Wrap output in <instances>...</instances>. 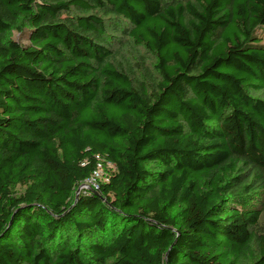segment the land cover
<instances>
[{
  "label": "trees",
  "instance_id": "trees-1",
  "mask_svg": "<svg viewBox=\"0 0 264 264\" xmlns=\"http://www.w3.org/2000/svg\"><path fill=\"white\" fill-rule=\"evenodd\" d=\"M263 29L264 0H0V264H264Z\"/></svg>",
  "mask_w": 264,
  "mask_h": 264
},
{
  "label": "rangeland",
  "instance_id": "rangeland-1",
  "mask_svg": "<svg viewBox=\"0 0 264 264\" xmlns=\"http://www.w3.org/2000/svg\"><path fill=\"white\" fill-rule=\"evenodd\" d=\"M125 24L126 23H121L116 20H109L108 23L107 38L112 44L113 50L118 51L119 55L122 57L121 58L118 56V60L125 63L129 62L133 66L137 67L138 69L136 72L141 81L149 83L151 78L160 79L154 67L156 64L155 58L150 55L144 47L131 45V41L127 37H123L122 34H117L114 32L113 28H121L125 26ZM258 36L264 39V29L258 32ZM12 39L21 44H27V34L14 33ZM258 97L264 99V92ZM105 171L107 170H104V173L106 174ZM80 186L76 188V191L80 188Z\"/></svg>",
  "mask_w": 264,
  "mask_h": 264
},
{
  "label": "built area",
  "instance_id": "built-area-1",
  "mask_svg": "<svg viewBox=\"0 0 264 264\" xmlns=\"http://www.w3.org/2000/svg\"><path fill=\"white\" fill-rule=\"evenodd\" d=\"M107 181V173L105 174L104 168L102 167V165H99L95 172H93V174L91 175L90 179L81 184L80 190L82 193L97 192V190H99L101 182L103 183Z\"/></svg>",
  "mask_w": 264,
  "mask_h": 264
},
{
  "label": "water",
  "instance_id": "water-1",
  "mask_svg": "<svg viewBox=\"0 0 264 264\" xmlns=\"http://www.w3.org/2000/svg\"><path fill=\"white\" fill-rule=\"evenodd\" d=\"M94 194H98V193H96V192H93ZM80 194H81V190H80V188L76 191V195H75V197H76V201L79 199V196H80Z\"/></svg>",
  "mask_w": 264,
  "mask_h": 264
}]
</instances>
